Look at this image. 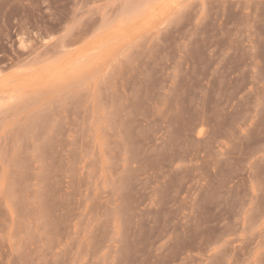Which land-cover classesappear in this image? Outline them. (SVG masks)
Wrapping results in <instances>:
<instances>
[{"label":"rangeland","instance_id":"rangeland-1","mask_svg":"<svg viewBox=\"0 0 264 264\" xmlns=\"http://www.w3.org/2000/svg\"><path fill=\"white\" fill-rule=\"evenodd\" d=\"M0 264H264V0H0Z\"/></svg>","mask_w":264,"mask_h":264}]
</instances>
